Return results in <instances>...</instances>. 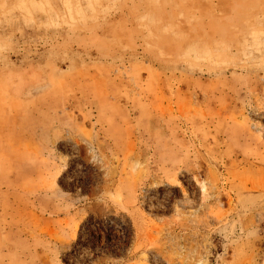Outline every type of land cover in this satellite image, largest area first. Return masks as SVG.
I'll return each mask as SVG.
<instances>
[{
  "label": "rangeland",
  "instance_id": "obj_1",
  "mask_svg": "<svg viewBox=\"0 0 264 264\" xmlns=\"http://www.w3.org/2000/svg\"><path fill=\"white\" fill-rule=\"evenodd\" d=\"M0 264H264V0H0Z\"/></svg>",
  "mask_w": 264,
  "mask_h": 264
}]
</instances>
